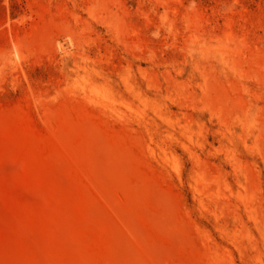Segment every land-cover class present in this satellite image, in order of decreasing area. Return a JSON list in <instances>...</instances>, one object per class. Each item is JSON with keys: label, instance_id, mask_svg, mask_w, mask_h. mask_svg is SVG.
I'll list each match as a JSON object with an SVG mask.
<instances>
[{"label": "rangeland", "instance_id": "obj_1", "mask_svg": "<svg viewBox=\"0 0 264 264\" xmlns=\"http://www.w3.org/2000/svg\"><path fill=\"white\" fill-rule=\"evenodd\" d=\"M0 264H264V0H0Z\"/></svg>", "mask_w": 264, "mask_h": 264}]
</instances>
